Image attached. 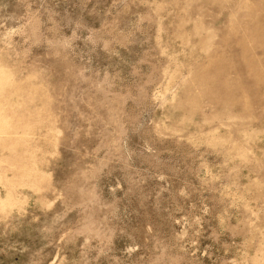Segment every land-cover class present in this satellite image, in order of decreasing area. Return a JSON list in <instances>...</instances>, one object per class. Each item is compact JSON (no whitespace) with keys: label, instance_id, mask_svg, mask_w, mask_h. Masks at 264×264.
Segmentation results:
<instances>
[{"label":"rangeland","instance_id":"374dc122","mask_svg":"<svg viewBox=\"0 0 264 264\" xmlns=\"http://www.w3.org/2000/svg\"><path fill=\"white\" fill-rule=\"evenodd\" d=\"M0 264H264V0H0Z\"/></svg>","mask_w":264,"mask_h":264}]
</instances>
